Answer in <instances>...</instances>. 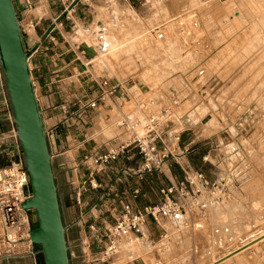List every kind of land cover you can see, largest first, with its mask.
Returning a JSON list of instances; mask_svg holds the SVG:
<instances>
[{"label":"crops","instance_id":"crops-1","mask_svg":"<svg viewBox=\"0 0 264 264\" xmlns=\"http://www.w3.org/2000/svg\"><path fill=\"white\" fill-rule=\"evenodd\" d=\"M44 2L48 8L45 12H40L37 6L29 14L20 10L24 18H30L35 22V37L29 38V44H25L27 49L37 42L49 24L66 7V3L61 4L58 0H44ZM139 2L140 0H77L70 10L64 12L60 22L55 24L46 39L40 42L37 49L29 56L28 62L41 111L46 141L49 152L53 155L51 165L61 218L66 227V241L68 248L75 252L79 251L80 240L91 235L88 229L89 225L103 226V224L113 222L124 202L130 203L133 207H142L158 202L161 199L160 188L168 184L169 179L180 180L182 177L179 166L173 162H168L165 165L164 172L152 171L140 177L124 172L125 168L134 167L139 163L140 156L133 148L102 170H95L92 161L96 154L105 151L114 141H117V138L121 139L124 135L121 127L116 126L118 130H115L110 123L114 112L125 114L128 118H138L142 115V111L136 106L135 101L151 96L150 90L138 91L133 84L125 82L127 88L125 92L118 91L115 96L99 102L94 108L85 106L97 89L95 80L101 78L92 74L85 78L87 64L94 61L106 63L111 57L116 59L122 53L128 54L135 47L134 45L139 43V38L144 33V31H140L134 37H126L122 40L110 39V36L104 35L107 29L106 20L99 19L103 15L102 9L105 7L107 12H110V20L116 28V24L121 18L119 16L123 14L116 13L113 5L130 6L133 9V5ZM103 4L106 6L103 7ZM169 22L171 19L162 23L163 27ZM77 24L82 25L84 34L96 33V42L87 40L88 46L92 50L83 47L86 53L81 48L83 40L79 43L80 54L79 48L77 46L75 48L67 37V33L76 28ZM168 40L166 39L165 42ZM83 59H86V62ZM157 66L154 64L152 70L155 71ZM154 75L158 76L157 78L161 76L158 71ZM1 83L0 81V99ZM184 89L186 90V88ZM184 89L179 92L171 84L161 91V95L165 98V93L168 92V94L173 93V96L177 98H182L181 100L191 98L189 99V101L192 100L191 105L186 109L187 112L195 111L205 104V100L199 97V93L201 96L206 94L201 92V89L198 94L193 90L189 92L193 93V98L189 97L188 91L186 90V93ZM166 100L167 97L164 100L161 96L159 105L165 104ZM181 116V118L184 117L183 124L187 122V124L197 126L201 124L206 114L201 118H195L194 122H189V114L182 113ZM7 129V123L0 121V133ZM191 134L187 138L182 136V140H193L194 142L197 136H194V132ZM202 153H198L193 147L188 155L189 164L197 170L201 169L196 168L192 160L194 155H199L202 158L205 154ZM90 178H93L97 183L96 188L89 187L88 179ZM83 180L86 181V184L82 191L81 203L77 205L74 200V191L75 187ZM230 190L234 189L230 188ZM231 195L230 214L219 212L220 207L217 204L210 205L207 228L204 230L201 228V230L192 231L184 227L182 217L164 218L159 223L148 218L141 235H139L141 243L136 247L135 256L123 264H152L154 262L159 264H199L202 261H204L203 264H209L213 262L210 258L215 254L213 253L215 249L216 251L224 250L227 246L229 248L235 246L233 242L237 236H242L250 229L251 231L257 229L252 224L247 227V223L243 221L246 211L244 208L247 206L245 200L237 198V193L234 194L235 197L233 194ZM239 195L241 196L240 192ZM249 206L256 208L258 204H253L250 201ZM255 211L253 210V212ZM261 211H258L259 214L256 215L260 224H262L263 218ZM225 222L229 226L220 227ZM241 236L237 239L238 242H241L242 238H246V235L245 237ZM239 244L236 243V246ZM260 244L263 245L264 240L259 242ZM262 245L258 252L254 248L255 245L249 246L239 252L243 253L239 257H244L250 264V260L254 259L251 255H255L257 262L251 264H264V245ZM229 248L225 249V253L230 252L234 247ZM225 253L219 256L216 253L217 256L214 260L221 261L219 264H225L226 262H222L221 259ZM16 259H22V256L2 258L0 264H33L32 259L31 262L30 259L28 262ZM117 259L118 257L111 260L110 264L116 263ZM235 260L236 258L226 261L227 264H238ZM38 264H41L39 258ZM70 264H78L77 259H70Z\"/></svg>","mask_w":264,"mask_h":264},{"label":"rangeland","instance_id":"rangeland-1","mask_svg":"<svg viewBox=\"0 0 264 264\" xmlns=\"http://www.w3.org/2000/svg\"><path fill=\"white\" fill-rule=\"evenodd\" d=\"M104 6L106 4H103ZM113 6L116 13L123 15L119 16L121 18L114 28V23L110 20V12H107L105 7L102 9L103 15L99 19L106 20L107 29L104 35L118 40L134 37L140 31L147 32L149 35H146L145 40L140 37L139 45L135 44L128 54L122 53L116 59L111 57L106 63L98 61L88 63L84 77H89L90 74L97 77H110L131 83L138 91L150 90L151 96L147 99L153 97L152 110L154 112H158L157 107L161 96L165 100L161 91L169 85L173 84L179 92L186 88L188 93L191 90L194 93L198 92L201 87V91L206 93L202 96L207 103L195 111L187 112L186 109L191 105L192 100L189 101L191 98L179 101L177 107L179 109L173 112L177 114V117L175 114L173 116L176 123L175 128L183 130L182 136L185 138L194 132L197 139L193 147L198 153L209 152V161H203L199 155H194L192 160L195 167L204 173L206 179L212 181L223 177L228 191L227 204L219 205V212L230 214L231 194L234 196L237 193V198L245 200L247 206L244 208L246 211L243 221L247 223V227L252 224L257 229L253 231L250 229L242 236L236 235L237 239L240 236L245 237L246 235L247 238L263 232L264 0H210L197 9V26H192L194 14H187L184 11L189 6L187 0H140L139 3L133 5L135 11L130 6L119 7L116 4ZM37 7L40 12L48 9L44 0L38 3ZM235 11L239 12L238 16ZM168 19H171V22L166 23L164 29H159L163 34L162 38L157 39L153 32H149L153 27H158ZM81 26L77 24L76 28L67 33L68 39L75 48L76 46L79 48L80 54L79 43L82 40L84 41L81 47L83 51L84 48L91 49L87 40L97 41L96 33L84 34ZM33 35L35 37V34ZM166 39H169L168 42H165ZM23 41L24 44H29V40L24 37ZM84 52H82L83 55ZM83 61L86 62V59ZM154 64L158 65L155 71L152 70ZM199 68L204 69L203 78L196 85L194 81L185 87V79ZM156 71L161 74L159 78L154 75ZM0 81L4 89L2 78ZM189 95L193 98V93ZM199 97L201 99V96ZM130 100L132 102V99ZM180 113L189 114V122H194L195 118H201L205 114L209 115L204 116L201 124L197 126H192L187 122L185 124L187 126H184L181 123L182 120L178 118L182 115ZM119 115L114 112L110 120L115 130H118L116 121ZM213 120H216L217 124L214 125ZM5 162V159H0V165ZM250 201L258 206L250 207ZM253 210L256 211L253 212ZM258 211H261L263 215L262 224L256 218ZM208 218L207 214L202 230L207 228ZM216 219L219 218L216 217ZM224 226L229 225L225 222L220 227ZM237 239L233 242L235 246L230 248H235L236 243L239 244L240 241L238 242ZM258 245L259 243L254 246L256 252L260 250L259 247L262 244ZM122 247L125 248L126 245ZM227 247L225 249L229 248ZM225 249L217 251L215 249L213 252L215 254L210 260L217 256L216 253L218 256L224 254ZM124 252L119 254L122 255ZM239 256L235 257L236 263L248 264L244 257ZM251 256L254 259L250 260V264L257 262L255 255ZM38 258L42 260L41 254L37 256V260ZM29 259L31 262L30 256H22V259L16 260L28 262ZM126 260L124 255L123 257L118 256L114 264H123ZM203 263L204 261L199 264Z\"/></svg>","mask_w":264,"mask_h":264},{"label":"built area","instance_id":"built-area-1","mask_svg":"<svg viewBox=\"0 0 264 264\" xmlns=\"http://www.w3.org/2000/svg\"><path fill=\"white\" fill-rule=\"evenodd\" d=\"M58 1L61 4L66 3L67 7L72 0ZM40 2L41 0H13L21 34L27 40L34 36L35 22L30 18H24L20 10L29 14ZM187 2L189 6L184 11L194 14L192 26H197V9L210 0H187ZM180 25L182 26L181 22ZM163 28L162 24L149 32H153L154 36L160 39L163 34L159 29ZM203 76V68L195 70L185 79V87L194 81L196 85ZM95 83L97 89L85 104L90 108L112 98L118 91L125 92L127 89L124 81L110 77L98 78ZM173 95V93H165L166 103L159 105L158 112L152 110L153 97L136 100V106L142 111V115L138 118H128L125 114H120L116 125L123 129V137L117 138V141L105 151L96 154L92 161L95 170H102L133 148L140 156L139 163L134 167L125 168L124 172L140 177L152 171L164 172L165 165L173 162L180 168L181 179H169L168 184L160 188L161 199L158 202L142 207H133L130 203L124 202L113 222L103 226L89 225L91 235L80 240L79 251L75 252L68 248L69 262L70 259H77L78 264H110L111 260L123 255L124 259H127L126 262H129L135 256L136 247L141 243L139 235L148 218L159 223L164 218L182 217L183 226L196 231L202 228L210 205L227 204L228 191L223 177L208 181L201 170L193 168L188 162V155L193 149L194 142L182 140L183 130L175 128L173 112L179 106L181 99ZM201 98L207 103L203 96ZM219 116H217L218 122H220ZM181 117L178 118L183 123L184 117ZM0 121L8 125L7 131L0 133V159L6 160L5 164L0 165V259L30 256L33 264H38L37 256L40 250L32 243L29 234L35 225L34 214L31 209L22 207V203L30 196L28 174L24 168L21 147L12 122L11 108L3 87H1ZM212 123L217 124L216 120ZM50 156L53 157L52 153ZM208 157L209 152H206L202 156L203 161H209ZM85 184L86 181L83 180L75 187L74 200L77 205L81 203ZM88 184L90 188L98 186L93 178L88 179ZM123 245H127L125 250L122 248ZM123 252L124 254H119Z\"/></svg>","mask_w":264,"mask_h":264},{"label":"water","instance_id":"water-1","mask_svg":"<svg viewBox=\"0 0 264 264\" xmlns=\"http://www.w3.org/2000/svg\"><path fill=\"white\" fill-rule=\"evenodd\" d=\"M76 2L72 0L37 42L27 49L13 0H0V71L28 174L30 196L22 203V207L33 211L35 225L30 230V240L39 247L42 264L70 262L66 227L61 218L51 156L28 60L55 24L60 22L64 12Z\"/></svg>","mask_w":264,"mask_h":264},{"label":"bare ground","instance_id":"bare-ground-1","mask_svg":"<svg viewBox=\"0 0 264 264\" xmlns=\"http://www.w3.org/2000/svg\"><path fill=\"white\" fill-rule=\"evenodd\" d=\"M235 14H236V16H238L239 15V12L238 11H235ZM146 35H149V34L146 32V33H143L140 37L143 40H145L147 38ZM141 38H139V39H141ZM263 240H264V231L263 232H260L256 236L252 235L251 237H247L246 239L241 240V244L237 245L230 252L225 253V255L222 256L223 258L221 257L222 262H227L226 261L227 259H233L234 257L241 255L242 253H239V252H242L246 248H249V246H254V245L258 244L259 242H261ZM122 248H124V247H122ZM214 259H216V258H214ZM214 259H213V262H211L209 264H219V262H221L219 260L216 261Z\"/></svg>","mask_w":264,"mask_h":264},{"label":"trees","instance_id":"trees-1","mask_svg":"<svg viewBox=\"0 0 264 264\" xmlns=\"http://www.w3.org/2000/svg\"><path fill=\"white\" fill-rule=\"evenodd\" d=\"M42 261V260H41Z\"/></svg>","mask_w":264,"mask_h":264}]
</instances>
